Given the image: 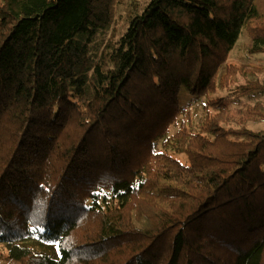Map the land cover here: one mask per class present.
Segmentation results:
<instances>
[{
	"label": "trees",
	"instance_id": "obj_1",
	"mask_svg": "<svg viewBox=\"0 0 264 264\" xmlns=\"http://www.w3.org/2000/svg\"><path fill=\"white\" fill-rule=\"evenodd\" d=\"M0 0V264H264L254 0Z\"/></svg>",
	"mask_w": 264,
	"mask_h": 264
},
{
	"label": "rangeland",
	"instance_id": "obj_2",
	"mask_svg": "<svg viewBox=\"0 0 264 264\" xmlns=\"http://www.w3.org/2000/svg\"><path fill=\"white\" fill-rule=\"evenodd\" d=\"M145 0H122L118 6V13H123L126 9H131L133 3L142 4ZM256 9L260 14H264V0H254ZM250 37L245 28H241L238 37L228 54L227 61L235 64H260L264 65V52L248 51ZM249 126L252 129H264V119L250 121Z\"/></svg>",
	"mask_w": 264,
	"mask_h": 264
}]
</instances>
